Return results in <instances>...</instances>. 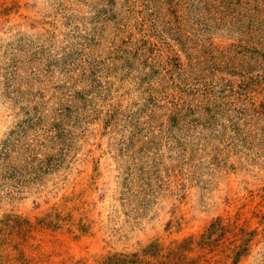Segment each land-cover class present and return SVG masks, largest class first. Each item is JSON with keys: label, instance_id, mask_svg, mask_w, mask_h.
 I'll use <instances>...</instances> for the list:
<instances>
[{"label": "rangeland", "instance_id": "374dc122", "mask_svg": "<svg viewBox=\"0 0 264 264\" xmlns=\"http://www.w3.org/2000/svg\"><path fill=\"white\" fill-rule=\"evenodd\" d=\"M0 264H264V0H0Z\"/></svg>", "mask_w": 264, "mask_h": 264}]
</instances>
